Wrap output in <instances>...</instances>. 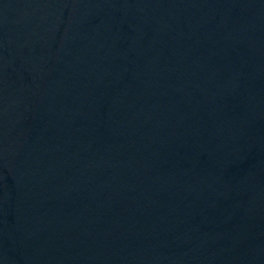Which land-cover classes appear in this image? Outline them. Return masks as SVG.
I'll list each match as a JSON object with an SVG mask.
<instances>
[{
	"label": "water",
	"instance_id": "1",
	"mask_svg": "<svg viewBox=\"0 0 264 264\" xmlns=\"http://www.w3.org/2000/svg\"><path fill=\"white\" fill-rule=\"evenodd\" d=\"M0 264H264V0H0Z\"/></svg>",
	"mask_w": 264,
	"mask_h": 264
}]
</instances>
